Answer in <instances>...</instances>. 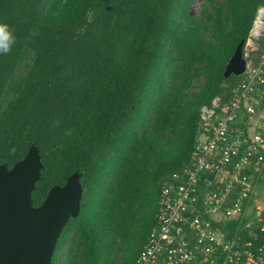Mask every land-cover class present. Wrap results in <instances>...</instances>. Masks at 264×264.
I'll list each match as a JSON object with an SVG mask.
<instances>
[{
    "label": "trees",
    "instance_id": "16d2710c",
    "mask_svg": "<svg viewBox=\"0 0 264 264\" xmlns=\"http://www.w3.org/2000/svg\"><path fill=\"white\" fill-rule=\"evenodd\" d=\"M192 2L0 0L17 39L0 56V166L35 149L32 208L74 176L80 187L51 264H136L201 106L240 81L225 66L264 0H203L194 15Z\"/></svg>",
    "mask_w": 264,
    "mask_h": 264
},
{
    "label": "built area",
    "instance_id": "2783aa9c",
    "mask_svg": "<svg viewBox=\"0 0 264 264\" xmlns=\"http://www.w3.org/2000/svg\"><path fill=\"white\" fill-rule=\"evenodd\" d=\"M251 31L240 81L229 99L201 106L191 163L163 182L156 226L136 264H264V215L255 203L264 185V48L261 32Z\"/></svg>",
    "mask_w": 264,
    "mask_h": 264
},
{
    "label": "water",
    "instance_id": "95a60500",
    "mask_svg": "<svg viewBox=\"0 0 264 264\" xmlns=\"http://www.w3.org/2000/svg\"><path fill=\"white\" fill-rule=\"evenodd\" d=\"M243 44L240 41L227 62L225 77L244 71ZM0 167V264H51L57 237L77 212L78 186L70 178L64 187L52 189L41 206L32 208L30 192L40 167L35 149L8 175Z\"/></svg>",
    "mask_w": 264,
    "mask_h": 264
},
{
    "label": "clouds",
    "instance_id": "9594fccd",
    "mask_svg": "<svg viewBox=\"0 0 264 264\" xmlns=\"http://www.w3.org/2000/svg\"><path fill=\"white\" fill-rule=\"evenodd\" d=\"M16 43V36L10 26L0 22V56L9 55Z\"/></svg>",
    "mask_w": 264,
    "mask_h": 264
},
{
    "label": "rangeland",
    "instance_id": "374dc122",
    "mask_svg": "<svg viewBox=\"0 0 264 264\" xmlns=\"http://www.w3.org/2000/svg\"><path fill=\"white\" fill-rule=\"evenodd\" d=\"M203 0H193V2H192V4L190 5V13L191 14H197V12H198V10H199V8H200V4H201V2H202ZM262 7H264V5L262 6ZM255 21V20H254ZM254 24V23H253ZM253 27V26H252ZM262 29V28H261ZM261 31V30H260ZM260 34V33H259ZM249 39H252V37H251V35H250V38ZM248 41V40H247ZM257 41L259 42L258 44H260L261 45V43H264V28L262 29V31H261V34H260V36H259V38H257ZM247 47V42H246V44L244 45V51H245V48ZM249 47V46H248ZM259 47V46H258ZM255 55V54H254ZM1 169H2V167H0V171H1ZM9 172L10 171H5V174L6 175H8L9 174ZM3 174V173H2ZM5 174H4V176H5ZM73 178V185H76V186H78V191H79V193H78V198H79V194H80V187H79V185H78V182H77V180H76V177L74 176V177H72ZM255 200H256V197H255Z\"/></svg>",
    "mask_w": 264,
    "mask_h": 264
},
{
    "label": "bare ground",
    "instance_id": "6f19581e",
    "mask_svg": "<svg viewBox=\"0 0 264 264\" xmlns=\"http://www.w3.org/2000/svg\"><path fill=\"white\" fill-rule=\"evenodd\" d=\"M261 28H264V7L258 9L251 34L254 36L258 35L262 31Z\"/></svg>",
    "mask_w": 264,
    "mask_h": 264
},
{
    "label": "crops",
    "instance_id": "0c3cea01",
    "mask_svg": "<svg viewBox=\"0 0 264 264\" xmlns=\"http://www.w3.org/2000/svg\"><path fill=\"white\" fill-rule=\"evenodd\" d=\"M255 197H256L255 203L259 205V208L262 210L261 213L264 215V185H261L258 188V191Z\"/></svg>",
    "mask_w": 264,
    "mask_h": 264
}]
</instances>
